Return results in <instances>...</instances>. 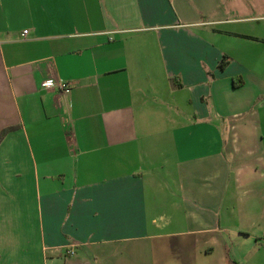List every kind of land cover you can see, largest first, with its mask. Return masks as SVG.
<instances>
[{
	"label": "crops",
	"instance_id": "obj_1",
	"mask_svg": "<svg viewBox=\"0 0 264 264\" xmlns=\"http://www.w3.org/2000/svg\"><path fill=\"white\" fill-rule=\"evenodd\" d=\"M4 130L0 264H264V0H0Z\"/></svg>",
	"mask_w": 264,
	"mask_h": 264
},
{
	"label": "built area",
	"instance_id": "obj_2",
	"mask_svg": "<svg viewBox=\"0 0 264 264\" xmlns=\"http://www.w3.org/2000/svg\"><path fill=\"white\" fill-rule=\"evenodd\" d=\"M26 33H27V30H23L20 33L21 38H24ZM40 86L42 88H46V89L56 88L57 90H59L63 94H68L70 91V85L67 82L60 80V79H53V78L45 79V80L40 82ZM262 243L264 245V238L262 240ZM74 253L75 252L73 250L67 251L68 255H74Z\"/></svg>",
	"mask_w": 264,
	"mask_h": 264
},
{
	"label": "trees",
	"instance_id": "obj_3",
	"mask_svg": "<svg viewBox=\"0 0 264 264\" xmlns=\"http://www.w3.org/2000/svg\"><path fill=\"white\" fill-rule=\"evenodd\" d=\"M5 131H6V130H4V131H2V132L0 133V139H1L2 135H3V133H5Z\"/></svg>",
	"mask_w": 264,
	"mask_h": 264
}]
</instances>
